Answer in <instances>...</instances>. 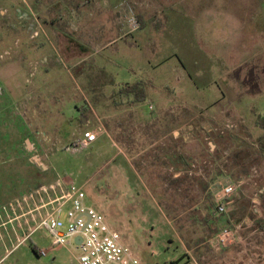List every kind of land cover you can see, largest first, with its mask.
Listing matches in <instances>:
<instances>
[{"label": "rangeland", "instance_id": "obj_1", "mask_svg": "<svg viewBox=\"0 0 264 264\" xmlns=\"http://www.w3.org/2000/svg\"><path fill=\"white\" fill-rule=\"evenodd\" d=\"M26 1L45 31L44 18L52 13L54 22H61L58 33L44 35L43 30L31 39L33 18L22 27L16 0H0V62L14 58L24 42L38 39L49 46L51 52L39 60H54L48 88L53 106L47 110L39 99L30 114L21 109L0 116V136H13L7 141L15 149L11 152L32 157V164L2 166L10 176L4 191L11 196L4 204L49 190L63 179L84 189L87 203L106 216L144 264H264V132L256 128L257 111L251 105L249 112L239 108V113L240 103L250 100L238 93L243 68L231 70L245 61V51L247 60L254 52L256 84L248 77L243 85L249 93L264 91V0L261 12L249 11L250 16L245 0H100L101 8L98 0L97 7L85 4L83 9L80 0L68 1L64 9L44 0ZM190 4L200 11H188ZM50 5L54 12L47 11ZM86 10L96 14L95 23L106 26L100 35L77 30L84 17L80 12ZM131 18L139 23L136 31ZM232 23V30L247 34H229ZM136 78L148 83L149 102L114 107L110 97L120 82ZM229 80L230 89L225 86ZM2 87L0 82V100L6 103ZM49 110L52 125L43 122ZM5 117L13 123H5ZM19 118L26 132L19 129ZM98 127L104 133L94 147L76 146L84 132ZM174 152L181 157L178 178ZM124 162L139 178L134 184L138 195L128 194L133 184L127 185L131 172ZM228 184L236 191L226 213L219 215L215 195ZM31 209L29 203L9 211L0 224L25 214L21 228L29 234L40 220L38 212L27 214ZM226 228L236 231L235 243L227 248L216 240ZM0 232L5 235L6 229ZM30 237L3 264H79L76 248L53 249L45 228ZM32 244L47 254L38 256Z\"/></svg>", "mask_w": 264, "mask_h": 264}, {"label": "crops", "instance_id": "obj_2", "mask_svg": "<svg viewBox=\"0 0 264 264\" xmlns=\"http://www.w3.org/2000/svg\"><path fill=\"white\" fill-rule=\"evenodd\" d=\"M40 0H33L34 3H38ZM45 3L48 4H52L53 3L57 4V5H61V9H64V5H66V3L69 2H73L74 0H44ZM82 4V6H80V9H83L85 4L86 6H90V5H94L96 2H98V0H80ZM16 2L18 3V7H17V12H18V19L20 21L21 26L23 27L24 22H31L32 18L34 23H30V25L28 26V30H30V34L31 35V39H35L33 38V35L37 36L39 35V31H43L44 28L41 27L39 25V21L36 19V16H34V14L32 13V9L31 7L27 4L26 0H16ZM103 1H100L96 4L99 8L101 7H105L104 4L102 3ZM198 2V1H197ZM190 3L191 0H190ZM208 3V2H207ZM245 13L249 15V11H253L254 13H260L261 12V0H245ZM95 6V5H94ZM95 6V7H97ZM208 6H206L207 9ZM48 8V7H47ZM54 7H51L47 9V11L49 12H54L53 10ZM111 9V8H110ZM205 9V10H206ZM62 11V10H61ZM191 13H198L200 10L193 5H189V10ZM90 10H86V11H81L80 14H82V16H84L82 19H80L79 17V22L77 25V30H79L80 28L82 29H89V30H85L84 33H90V34H101L103 31V28L106 26L104 25H99V23H95V20L97 19L96 14L91 15ZM255 13V14H256ZM51 14V15H49ZM45 16V27L47 28L46 31H43L44 35L47 34H57L58 33V23L61 24V22H54L53 18V14L49 13ZM205 14V13H204ZM216 17H218V14H214ZM255 16V15H254ZM61 19V16H57V19ZM93 18V20L91 21V19ZM52 19V20H51ZM232 22V21H231ZM163 28L165 23L167 24V20L166 17L164 16V12H163ZM131 27V26H130ZM114 28V26H113ZM233 23L232 26H230L228 28V33L231 35H243V34H247L246 30L245 31H241V30H235L233 29ZM108 29V28H107ZM112 29V28H110ZM113 31V29H112ZM253 31L255 32L256 29L251 30V33H253ZM227 33V34H228ZM236 41L237 38H233L231 41ZM40 41V40H39ZM38 39L37 40H33L31 42H27L22 45H18V51L16 52V54L14 55V58L12 59H7V60H2L0 62V82L3 85V87L1 88V92L3 93L4 96V100H8V102L3 103L2 100H0V105H1V109L0 110V116H11V115H17L19 113V110H26L29 114L32 111L33 108H36L38 105V101L39 99L41 100V103L44 102V106L45 108L48 110V105L53 106V95L50 93V91L48 90L49 88V83H53L52 79H50L52 76V67H53V63L54 60L53 59H49L47 56H44L42 59L39 60L40 56L45 55L46 53L51 52V48L49 46H47L46 44L39 42ZM237 48V46H235V49ZM245 51V56L243 55L241 58L244 57L245 61L242 63H238L233 65L231 68V70L235 71L238 68H243L242 69V75L244 74V76L246 75V78L244 79L243 76H239L238 80H237V85L239 87L238 89V93L239 97L244 98L243 101H245V99H249L250 101L246 104L245 102H243L242 104L240 103L239 108H244L247 109L249 112V109L247 107H249L251 105L252 109H255L257 111V116H264V106L263 103L261 102V99L264 101V91L262 90L257 92L254 91L252 93H249V91H247V89L245 88V86L243 85L244 83H247L246 81L249 80V78H252V84H256L255 80H256V76H257V70H256V66L258 67V65L255 66L256 61H257V54L256 57L253 56L252 53H250L252 56L250 59L247 60V55H246ZM256 53V52H255ZM262 53V52H261ZM231 54V53H230ZM237 55V54H235ZM233 55V56H235ZM232 56V57H233ZM249 56V57H250ZM234 68V69H233ZM230 71V70H229ZM247 73L249 75H247ZM249 77V78H248ZM130 80H126V81H122V82H128ZM120 82V83H122ZM232 82V80L228 81V84H226L225 86L228 87V89H230V83ZM225 94V92H224ZM226 96L227 98L229 96L227 95H223V97ZM51 99V100H50ZM51 101V103L49 102ZM10 102V106H6V104H8ZM246 107V108H245ZM263 110L262 113L260 112V108ZM8 109H10L9 111H7ZM83 107H79V110L83 111ZM241 111L239 110V113ZM50 113H52V111H46L45 112V117H44V123L45 124H49L52 125L55 122L52 121L50 118L48 119V117L51 115ZM6 118V117H5ZM68 118V117H67ZM20 122H21V127L19 128L20 130H23L26 132V130L28 129L27 124L21 120V118H19ZM257 121V120H256ZM5 123H13V121H11V118H6ZM68 123V122H67ZM256 128H258L259 130L264 132V129L259 128L256 125ZM103 134L99 135L98 140L93 144L92 147H94L102 138ZM6 144V140H3V138L0 136V146H5ZM1 152V151H0ZM180 155V154H179ZM176 157V153H173V169H174V177L178 178L181 174V167H179L180 165V160L181 157L180 156ZM135 157H133L134 159ZM171 155L168 154L167 159L170 160ZM166 159V158H165ZM177 160V161H176ZM29 163L32 164V157L29 158L28 160L25 159V157H21L19 160H17L16 158H14L13 156H10L9 159H0V166L6 165V164H10V163ZM172 162V160L170 161ZM169 162V163H170ZM128 194L129 195H138V193L136 192V189L134 186L130 187L128 190ZM56 195V194H55ZM53 193H51V197L53 198L55 196ZM50 198L48 196H44V198H40L37 199L34 203H32L31 205H33V209L36 207L41 206L43 203H45L46 201H48ZM38 203H40V205L38 206ZM9 204V203H7ZM7 204H3V207L6 206ZM94 207V206H93ZM32 210V209H31ZM30 211L27 212V214ZM8 214H12L9 211L7 212H3L0 215V218H2L3 216L8 217ZM25 214H20L18 216L15 215V217L3 224H0V227H4V229H6V234L2 235L0 232V263L3 264L6 260L11 259V257H13V255H15V253L24 245L27 244V241L31 239V237L29 238V236L32 234H24L23 233V229L21 228V223L22 221H24ZM15 222V224L13 225L12 223ZM26 224V222L24 221V225ZM8 225V226H7ZM8 227L11 230V234L8 232ZM33 246V250L37 253L38 256H40L39 253V247L37 246V244H32ZM13 251V253H11L10 255H8V252Z\"/></svg>", "mask_w": 264, "mask_h": 264}, {"label": "built area", "instance_id": "obj_3", "mask_svg": "<svg viewBox=\"0 0 264 264\" xmlns=\"http://www.w3.org/2000/svg\"><path fill=\"white\" fill-rule=\"evenodd\" d=\"M130 23L133 31L139 29V23L135 18H131ZM103 131L98 127L93 131L84 132L76 146L81 149L92 147ZM48 188L49 190L43 188L28 197L9 202L0 209V215L34 203L43 193L50 199L29 213L36 212L37 215L38 212L40 220L33 232L45 228L52 238L53 249L74 246L79 253L77 256L79 264H144L134 250L124 242L122 234L108 222L106 216L87 203V195L82 187L75 182L67 184L63 179H59L56 186ZM56 189L59 190L58 193ZM48 191L56 194L55 197L52 198ZM235 191L236 186L228 184L217 192L215 195L217 214L226 213L228 200L234 196ZM41 210L43 214L40 213ZM77 238H81L79 244L76 243ZM216 240L220 246L230 247L236 241V231L226 228L217 235ZM13 251L8 252V255ZM39 253L40 256H45L47 251L40 250Z\"/></svg>", "mask_w": 264, "mask_h": 264}, {"label": "trees", "instance_id": "obj_4", "mask_svg": "<svg viewBox=\"0 0 264 264\" xmlns=\"http://www.w3.org/2000/svg\"><path fill=\"white\" fill-rule=\"evenodd\" d=\"M141 23L143 26H145L144 21H141ZM148 88V83L141 78H136L133 81L122 82L119 84L117 92H114L110 97V100L112 101L114 107H139L142 104L149 102L150 96ZM84 111H86V109H84ZM256 125L259 128L264 129V116H258ZM1 137L3 138V140H6V144L5 147L0 146V151H4L3 153H0V157L5 155V159H9L10 156H13L17 160H19L24 156L22 151H18V153L11 152L15 151V149L11 147V144H7V141L9 142V140H11V138L13 137L11 133L5 134ZM125 168H127L131 172L130 175L127 176V185L130 186V184H133L132 186H134L136 182H139V178H136L137 176L133 178L132 171L127 163H125ZM44 172L45 171H42V173ZM7 173L8 172H5L2 166H0V206L3 205L5 203V200L9 199L11 196L9 193L4 191L5 187L8 186L7 180L10 177Z\"/></svg>", "mask_w": 264, "mask_h": 264}, {"label": "water", "instance_id": "obj_5", "mask_svg": "<svg viewBox=\"0 0 264 264\" xmlns=\"http://www.w3.org/2000/svg\"><path fill=\"white\" fill-rule=\"evenodd\" d=\"M81 242V238L76 239V243L79 244Z\"/></svg>", "mask_w": 264, "mask_h": 264}]
</instances>
